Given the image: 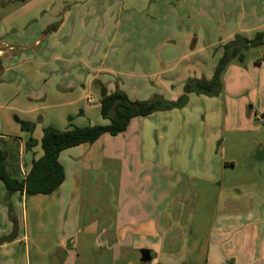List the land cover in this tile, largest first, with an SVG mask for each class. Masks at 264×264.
Returning <instances> with one entry per match:
<instances>
[{
    "label": "crops",
    "instance_id": "0c3cea01",
    "mask_svg": "<svg viewBox=\"0 0 264 264\" xmlns=\"http://www.w3.org/2000/svg\"><path fill=\"white\" fill-rule=\"evenodd\" d=\"M16 2L15 15L0 19V156L11 175L23 179L30 170L31 161L42 155L39 143L44 128L51 126L63 131L74 118L79 120V128L107 123L100 115L97 95L100 85L106 88L107 95L120 91L131 101H143L151 95L174 102L183 95L187 81H209L222 56L223 46L235 42L233 49L237 50V55L226 70H230L232 89L235 91L240 89L239 85H244L249 97L245 114L253 129L247 131V137L254 135L253 145L248 150V183L257 190L249 194L251 198L252 193L255 196L264 194V100L261 96L264 56L246 60L243 54L245 49L251 48L246 42L257 39V46L264 44V0ZM201 7L215 13L219 32L212 33L208 29V18L203 15L206 11ZM182 15L185 21L189 19L192 33L181 41L175 40L176 33L171 34V38L167 37L168 33L160 37L165 19H183ZM228 19H232L230 24ZM132 45H135L134 53L130 54ZM186 97L189 106L202 100L194 94ZM189 106L183 109V122L175 116L180 110L158 112L132 119L125 132L115 137L105 134L87 149L86 145H80L61 152L58 161L65 178L72 181L79 176L82 179L78 184L85 186L91 182L92 171L97 165L95 160L103 156L107 160L117 158L122 168V164L125 167H157L164 163L161 145L171 142L172 130L175 135L183 136L180 145L183 152L171 168L173 172L174 167L177 169L172 172L176 180L183 177L189 183L220 184L227 167H234L233 161L225 162L215 154L219 150V132L213 120H218L220 107L212 114L207 103L205 113L195 106L188 109ZM171 114L175 116L172 126ZM199 116L204 121L195 126ZM233 121L237 124L236 119ZM21 122L35 124L34 130L31 133L21 130ZM239 129L232 132L237 133ZM257 134L261 137L257 138ZM29 138L37 145L26 150ZM96 144H100L97 149ZM131 145L139 146L136 156H133L135 151ZM119 148L123 150L117 152ZM154 155L149 163L148 159ZM82 157L88 161L86 168H79ZM138 183L143 181H130L132 185ZM73 192L71 186L70 195ZM178 193L172 198H183L185 206L196 198L195 193ZM121 199L122 205L117 209L112 228L98 234L112 232V245L108 247L105 241L97 245L112 249L114 264H130L128 258L135 250L147 249L151 255L150 250L159 246L162 236L171 230V214L168 210L162 214L153 203V206L144 204V194L137 193L136 187L133 193L126 190ZM25 200L24 194L7 195L0 183V264H35L34 260L40 258L35 254L31 256V245L23 243L25 236L18 238L17 219ZM81 210L76 211L77 225L66 238L68 242L79 231L89 232L87 224H83L82 230L84 212ZM185 215L179 214L184 232L191 230V219L184 218ZM220 215L216 212L209 231L205 264H264V200L254 202L245 211ZM215 227L217 230L213 233ZM177 230L173 228L172 232ZM10 231L14 237L7 242ZM175 240V237L171 240L173 247ZM64 245V242L59 244L62 249ZM47 255L50 264L58 261L63 264L70 257L68 252L65 253L67 258L51 259L50 252ZM36 264L44 263L38 261Z\"/></svg>",
    "mask_w": 264,
    "mask_h": 264
},
{
    "label": "rangeland",
    "instance_id": "374dc122",
    "mask_svg": "<svg viewBox=\"0 0 264 264\" xmlns=\"http://www.w3.org/2000/svg\"><path fill=\"white\" fill-rule=\"evenodd\" d=\"M16 3V0H0V19H3L4 16L10 18L15 15ZM202 8L206 11L205 7ZM203 15L208 18V29L212 33L219 32V28L216 30V27L219 26V19H215V13L208 10ZM182 16L183 19L179 17L177 19H165V29L160 37L168 33L167 37L171 38V34L176 33L177 38L175 40L181 41L183 37L186 38L189 33H192V26L190 25L189 19L185 21L184 15ZM262 16L264 17V11ZM231 21L232 19H228L229 24ZM171 31L175 32L171 33ZM134 47L135 45H132V49L129 51L130 54L134 53ZM181 49V46L178 44V51L181 52ZM243 54H245L246 60L256 56H264V44L261 47L255 46L247 48L243 51ZM227 67L222 75H220L218 86L216 84L209 94L203 93L196 95L202 97V100L198 104H191L189 106L187 99L185 104L181 101L178 108L172 109L181 111L175 114V116L178 117L179 122H183L181 116L183 109L187 106H189L188 109H193L195 106L194 108L196 110L205 113L206 108L204 105L207 103L209 105L208 109L212 114L217 107H220L218 120H213V125H216L215 128L218 129L217 133L219 132V150L215 154L219 158H223L225 162H234L233 168L230 166L227 167L223 174V179L221 177L220 184L211 185L197 181L189 183L183 177L179 181L176 180L172 174L173 169L171 168L172 164L178 163L177 161L183 152V148L181 149L180 146L183 144V136L180 134L175 135L172 130L171 142L167 146L164 143V146L161 145L165 158L164 163L157 165V167H125L122 164V168L117 158H112L111 160L105 159V156L97 158L95 162L98 166L96 165V169L92 171L91 182L85 186L82 187V185L78 184L79 180L82 179L78 178L79 176L72 178V181H70V178H65L60 185V187L62 186V190H59V187L49 196L37 195L27 197L24 201L23 209L20 210V215L17 219L18 238L25 236L26 240L23 243L28 246L31 245V256L35 254L40 257L34 260L35 264L38 261L44 264H50L49 257H46L47 252H50L51 259L58 257L67 258L65 253L68 252L70 257L63 264H69L72 261L73 264H114L112 261V249L110 250L97 245V240L100 236L98 234L103 229L112 228L116 219L117 209L122 205L121 198L123 193L126 190L133 193L135 187L137 188V193L143 192L144 204L152 205L151 203H153L157 205L154 208L156 207L162 214L164 212L167 213L166 210L169 211L171 214V230L166 231L164 236H162V241H159L157 244L159 246L155 245V248L150 250V262L142 263L140 261L139 249L130 254L128 258L130 264H205V247L207 246L209 231H211L210 229L213 225L216 212L220 213V216L229 211L241 212L248 209V207H252L254 202L257 203L258 201L261 202V200H264V194H256L255 196L252 193L253 198L249 194V191L257 190L251 183H248V150L253 145L252 138L254 135L253 133L250 134L249 138L247 137V131L253 129L251 128V122L245 114L249 106L247 104L249 100V97H247L248 92L244 85H239L240 89L238 88L235 91L232 89L233 85L229 76L230 70H226ZM97 93L99 95V92ZM261 96L264 100V90ZM153 97L150 95L146 100L141 102L150 101ZM161 101L166 100L161 98ZM166 102L171 103L172 101ZM209 110L207 111L209 112ZM158 112L162 113V111H157L156 113ZM175 116L171 114V126L174 123ZM233 118L237 120V124L234 123ZM203 121V117L199 116L195 122V126H199ZM69 122L71 126L73 124V126L77 127L79 124L77 118L70 119ZM91 124H93V121H91ZM237 128H240L239 132H232L233 129ZM256 137L259 138L261 135L257 134ZM85 145L87 149L89 145ZM99 145L96 144V149ZM137 146H130L135 151L133 156H136L138 150H140L139 146ZM123 149L119 148L117 152ZM153 157L155 155L148 159L149 163L153 161ZM82 159L79 168H86L88 161L84 157ZM174 170L173 173L177 171L176 167H174ZM133 180L136 182L143 181V183L132 185L130 181ZM1 185L3 184L1 183ZM71 186H73L74 190L72 195H70ZM260 188L262 187L260 186ZM65 192L69 194L64 195ZM176 192H179L178 194L186 192L189 195H194L195 193L194 196L196 198L189 206H185L184 204L186 203H184L183 198L180 200H174L172 198V195ZM82 208L84 209L81 210ZM79 209L84 212V222L81 225L82 230L84 229L83 224H87L89 232L79 231L78 234H75L76 237H73L72 241L68 242L66 238L72 234V229L77 225L76 211H79ZM187 210L191 211L189 212ZM181 212L182 214H186L184 218L191 219L189 224L191 230L189 231H183V219L182 216H179ZM238 222L241 223V220ZM168 223L170 224V221ZM173 228L178 229L177 232H172ZM216 230L217 227L213 229V233ZM12 232L10 231L7 234L9 236L7 242L11 240L10 235ZM174 237L176 239V245L173 247L171 240ZM61 242H64L65 245L63 247L68 250L60 248L59 244ZM180 243L181 245L178 247ZM20 247L23 249V244ZM171 252H174V256H171ZM59 263L58 261L57 264Z\"/></svg>",
    "mask_w": 264,
    "mask_h": 264
},
{
    "label": "trees",
    "instance_id": "16d2710c",
    "mask_svg": "<svg viewBox=\"0 0 264 264\" xmlns=\"http://www.w3.org/2000/svg\"><path fill=\"white\" fill-rule=\"evenodd\" d=\"M16 1L25 2L26 0ZM257 43V39L246 42L250 47L257 46ZM235 45V42H230L223 46L222 56L218 60L213 76L209 81H187L183 87V95L175 102L161 101L159 97L144 102L131 101L124 93L114 91L104 98H99L100 115L102 120L107 122L105 125L82 128L70 125L63 131L51 126L44 128L39 143L42 155L31 161L30 170L23 179L11 175L2 163L3 157L0 156V182L3 184L6 194L10 196L20 193L24 194L26 198L37 195L49 196L60 187L65 179L63 167L58 161L61 152L80 145H91L105 134L111 137L120 135L125 132L132 119L146 118L157 111H171L178 108L181 101L185 104L186 96L189 94H209L216 84L219 85L220 75H222L232 58L236 57L237 50L233 49ZM239 60L242 61L241 58ZM20 126L21 130L29 133L34 128L31 123L21 122ZM36 145L37 142L29 138L25 143V149L30 150ZM10 237L12 240L14 236L11 235Z\"/></svg>",
    "mask_w": 264,
    "mask_h": 264
},
{
    "label": "water",
    "instance_id": "95a60500",
    "mask_svg": "<svg viewBox=\"0 0 264 264\" xmlns=\"http://www.w3.org/2000/svg\"><path fill=\"white\" fill-rule=\"evenodd\" d=\"M100 94L99 97L100 98H104L107 95V91L106 88L102 85H100ZM113 238V233L110 231H104L103 233L100 234L98 240H97V244L101 245L104 241L107 242V246L110 247L112 245V239ZM140 253V261L142 263H148L151 261V255L149 250L147 249H141L139 251Z\"/></svg>",
    "mask_w": 264,
    "mask_h": 264
},
{
    "label": "built area",
    "instance_id": "2783aa9c",
    "mask_svg": "<svg viewBox=\"0 0 264 264\" xmlns=\"http://www.w3.org/2000/svg\"><path fill=\"white\" fill-rule=\"evenodd\" d=\"M260 121H262V119H260Z\"/></svg>",
    "mask_w": 264,
    "mask_h": 264
}]
</instances>
